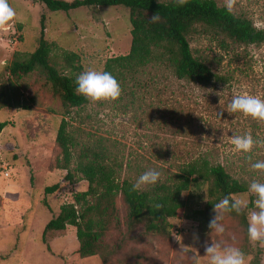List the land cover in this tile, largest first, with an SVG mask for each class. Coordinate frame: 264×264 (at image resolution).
Returning a JSON list of instances; mask_svg holds the SVG:
<instances>
[{
  "label": "rangeland",
  "instance_id": "374dc122",
  "mask_svg": "<svg viewBox=\"0 0 264 264\" xmlns=\"http://www.w3.org/2000/svg\"><path fill=\"white\" fill-rule=\"evenodd\" d=\"M215 1L219 6L226 5V0ZM8 2L17 17L9 31L0 32V121L7 122L0 133V264H102L98 255H78L73 226L48 231L46 243L42 240L45 224L58 213L60 205L71 202L76 192L86 190L87 182L79 174L65 180L66 170L56 167L60 150L55 138L65 107L43 73L35 70L15 78L8 65L15 53L33 51L44 14V38L53 43L51 56L62 50L72 51L79 56L81 72L89 68L103 70L109 58L129 51L128 9L120 5L91 6L63 12L49 11L28 0ZM232 11L251 19L256 27H264V0H237ZM187 38L196 55L210 59L218 53L210 36L196 32ZM247 50L255 56L264 55V44L249 45ZM61 63L59 60L60 71L68 74ZM152 76L154 84L134 88L133 105L125 106L123 100H117L95 105L88 102L69 109L65 119L75 142L74 157L82 145L104 146L111 159L121 165V176L136 182L148 169L165 177L188 156L209 153L228 163L229 173L247 180L248 186L254 179L264 183V173L252 170L250 165L245 173L241 172L240 158L246 154L236 152L229 139L246 133H251L254 140L264 139V125L227 111L234 95L247 92L264 99V90L251 87L250 81L240 76L230 88L203 87L175 80L168 71L151 67L138 78L152 80ZM260 80L264 84V78ZM251 154L260 157L264 148L254 147ZM75 160L70 165L72 173ZM54 183H59V188L48 193L46 188ZM251 195L255 197L249 191L235 196L249 201ZM182 199L186 213L204 207L206 185L192 187ZM116 207L120 224L111 227L105 237L115 249L108 264H207L203 256L205 242L238 247L245 253L246 264H264V247L250 243L244 224L233 214H226L221 221L226 229L222 235L208 227H197L185 215L168 218L173 234L167 238L146 232L144 221L128 230L126 207L120 198ZM253 210L254 204L246 211L247 221ZM194 234L198 241H194Z\"/></svg>",
  "mask_w": 264,
  "mask_h": 264
},
{
  "label": "trees",
  "instance_id": "16d2710c",
  "mask_svg": "<svg viewBox=\"0 0 264 264\" xmlns=\"http://www.w3.org/2000/svg\"><path fill=\"white\" fill-rule=\"evenodd\" d=\"M44 6L49 11H63L79 7L123 6L128 9L130 23V47L124 55L109 58L103 71L110 72L120 83L125 106L135 103V87L154 84L155 76L141 81L138 76L149 67L157 71H168L175 80H184L203 87H229L237 77L250 81V86H259L264 90L260 78H264V55L255 56L247 46L264 44V27L258 28L251 19L229 12L226 6H219L215 0H188L183 7L174 5L173 0H28ZM160 16L157 23L149 20L154 15ZM44 14L40 17V34L33 51L24 55L15 53L8 65L10 74L15 78L34 72L43 73L53 93L65 107L64 114L73 107H82L88 102L76 93L75 80L81 72L77 53L62 50L51 56L53 43L44 38ZM210 36L218 50L210 59L196 55L187 36L191 33ZM60 67L68 70L63 74ZM258 71L260 74H258ZM0 102V109L2 108ZM65 115L60 120L56 133V144L60 157L56 160L58 169L66 170L65 180H71L79 174L87 182L84 191L76 192L71 202L60 205L58 213L44 226L42 240L46 243L48 231L64 230L67 225L75 227L78 242L77 253L80 257L98 255L102 264H108L114 253L105 237L111 227L120 224L116 200L120 198L126 207L128 230L144 221L146 232L169 238L172 225L168 218L184 216L196 222L197 227L206 229L212 218L213 206L225 196L248 192L245 179L233 177L228 169L230 165L218 160L209 153L188 156L176 163L175 171L160 177L155 186H147L143 191H131L135 183L120 173L121 165L113 161L108 149L101 145H82L73 155L75 142L68 131ZM7 122L0 121V133ZM251 155V161L247 156ZM75 160L74 173L70 170ZM264 155L246 154L240 158L239 168L242 173L251 163L260 161ZM255 173V172H253ZM253 175V174H252ZM206 185L207 201L202 208L190 209L182 199V194L192 187ZM59 188V183L46 188L48 193ZM249 197L247 208L241 214L232 212L244 224L246 236L248 221L246 211L253 207ZM155 204L162 207L156 209ZM186 213V214H185ZM117 228V227H116ZM174 236V235H173Z\"/></svg>",
  "mask_w": 264,
  "mask_h": 264
},
{
  "label": "clouds",
  "instance_id": "9594fccd",
  "mask_svg": "<svg viewBox=\"0 0 264 264\" xmlns=\"http://www.w3.org/2000/svg\"><path fill=\"white\" fill-rule=\"evenodd\" d=\"M177 7H183L188 0H173ZM237 0H226V9L231 12ZM17 17L16 10L9 4L8 0H0V32H7L13 27V22ZM160 16L154 14L150 18L151 23H157ZM75 91L90 104L113 103L117 101L122 88L118 80L108 71L86 69L81 72L75 80ZM229 114L240 113L245 118L264 125V99L259 96L251 95L247 92L234 95L228 104ZM231 144L236 152L250 154L254 147L264 148V139H253L251 133L244 135H232L229 137ZM251 161V155L247 156ZM254 171L264 173V161L251 163ZM161 173L155 169H148L143 172L136 182L132 185L131 191H143L147 186H155ZM248 191L255 195L252 201L255 210L251 211L248 218L247 235L250 243L264 247V183L252 180L248 186ZM249 201L241 199L235 195L225 196L213 206L214 215L209 220L208 228L217 235L225 233L226 229L221 221L226 214L235 212L241 214L242 209L247 208ZM156 209H160V204H155ZM194 241H198V235L193 236ZM187 248L186 246H184ZM204 257L207 264H246L245 253L238 247L226 246L221 242H205ZM250 259V258H249Z\"/></svg>",
  "mask_w": 264,
  "mask_h": 264
},
{
  "label": "built area",
  "instance_id": "2783aa9c",
  "mask_svg": "<svg viewBox=\"0 0 264 264\" xmlns=\"http://www.w3.org/2000/svg\"><path fill=\"white\" fill-rule=\"evenodd\" d=\"M5 175H7V173H5Z\"/></svg>",
  "mask_w": 264,
  "mask_h": 264
}]
</instances>
